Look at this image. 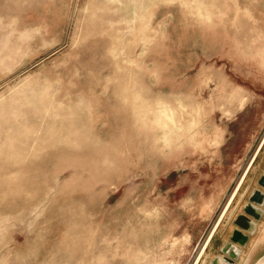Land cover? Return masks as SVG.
I'll use <instances>...</instances> for the list:
<instances>
[{
	"label": "rangeland",
	"instance_id": "1",
	"mask_svg": "<svg viewBox=\"0 0 264 264\" xmlns=\"http://www.w3.org/2000/svg\"><path fill=\"white\" fill-rule=\"evenodd\" d=\"M263 140L264 0H0V264H198Z\"/></svg>",
	"mask_w": 264,
	"mask_h": 264
},
{
	"label": "water",
	"instance_id": "2",
	"mask_svg": "<svg viewBox=\"0 0 264 264\" xmlns=\"http://www.w3.org/2000/svg\"><path fill=\"white\" fill-rule=\"evenodd\" d=\"M264 173L259 174L254 189L240 210L229 221L225 241L208 264H235L254 234L264 211Z\"/></svg>",
	"mask_w": 264,
	"mask_h": 264
},
{
	"label": "crops",
	"instance_id": "3",
	"mask_svg": "<svg viewBox=\"0 0 264 264\" xmlns=\"http://www.w3.org/2000/svg\"><path fill=\"white\" fill-rule=\"evenodd\" d=\"M233 199L234 200L236 199L235 196ZM229 209H230V207L225 212L224 217H222L219 220L218 226H216V228H215L216 230H215L214 234L213 235L211 234L212 237H210L209 241L207 242L206 246L204 247L198 264H201V261L203 262V264H208L210 262V260L216 255V253L218 252L220 247L223 245L225 238L223 239L222 238L223 236H221V235L222 234L224 235L227 232V230H229V218H230ZM225 217H226V219H225ZM219 235H220V237H219ZM221 240H222V242H221ZM217 241L219 243H216ZM263 260H264V235L262 233H260L257 237H255V239L254 238L252 239L250 237L246 248L241 251V254L238 258V261L235 264H259Z\"/></svg>",
	"mask_w": 264,
	"mask_h": 264
},
{
	"label": "bare ground",
	"instance_id": "4",
	"mask_svg": "<svg viewBox=\"0 0 264 264\" xmlns=\"http://www.w3.org/2000/svg\"><path fill=\"white\" fill-rule=\"evenodd\" d=\"M263 143H264V140L262 141L261 146H260L259 149L257 150L256 154H257V153L259 152V150L262 148ZM247 172H248V171H246L245 174H246ZM245 174H244V175H245ZM243 178H244V177H243ZM243 178L239 181L238 185H237L236 188H235V191H234L233 194L230 196V199H229L227 205H226L225 208L223 209V213L220 214L221 217L223 216V214L225 213V211L227 210V208H228L229 205L231 204V201L233 200L234 196H235V195L237 194V192L239 191V189H240V187H241V181L243 180ZM220 216H219L218 220L221 219ZM218 220H217V222H218ZM217 222H216V223H217ZM216 226H217V225H215L214 228L212 229L213 231L215 230ZM213 231H211V233H210L209 236L207 237L206 241H205L204 244L202 245V247H201V249H200V254H199V255H201V253L203 252V249H204V247L206 246L207 242L209 241V239H210L211 234L213 233ZM196 257H199V256H196ZM197 261H198V259L195 258V261L193 262V264H197ZM261 264H262V263H261Z\"/></svg>",
	"mask_w": 264,
	"mask_h": 264
}]
</instances>
